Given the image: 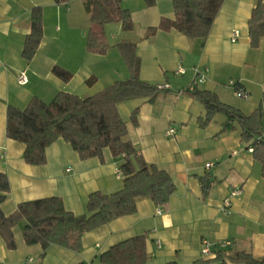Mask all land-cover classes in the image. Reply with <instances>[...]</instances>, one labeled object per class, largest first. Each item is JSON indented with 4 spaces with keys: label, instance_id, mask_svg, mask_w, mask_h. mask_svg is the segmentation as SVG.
Returning a JSON list of instances; mask_svg holds the SVG:
<instances>
[{
    "label": "crops",
    "instance_id": "obj_1",
    "mask_svg": "<svg viewBox=\"0 0 264 264\" xmlns=\"http://www.w3.org/2000/svg\"><path fill=\"white\" fill-rule=\"evenodd\" d=\"M85 1L0 0V172L7 175L11 188L2 210L9 215L20 203L59 197L67 210L84 215L92 192L112 193L123 187L124 176L117 171L125 158L114 156L109 148L102 157L83 159L61 138L47 148L45 164L27 163L25 144L7 136V113L11 106L26 108L33 97L49 103L61 91L93 95L130 77L129 56L139 57L141 79L169 88L152 98H131L115 105L128 123L126 138L147 162L168 171L177 188L165 206L141 198L136 213L85 233L80 251L28 244L23 237L26 221L21 220L14 228L15 249H9L0 234V264H101L103 252L137 235L146 236L150 264L171 260L193 264L203 258L204 239L231 241L223 249L228 255L246 251L263 258L262 165L239 129L223 130L227 120L223 113H217L207 127L201 126L204 104L182 92L209 91L247 115L259 107L264 113V38L253 47L248 28L258 0H225L205 38H191L175 28L147 36L148 29L163 18H175L173 0H154L152 5L147 0H121L135 26L127 31L121 22L107 24L111 48L106 54L86 48L90 22ZM35 6L43 9L44 36L28 61L22 52ZM234 30L240 34L236 41L231 39ZM55 66L72 73L71 79L54 74ZM23 71L28 76L26 84L18 80ZM201 76L204 81H199ZM90 78L94 80L88 83ZM230 80L239 81L249 98L239 97ZM136 109L138 123L134 125L131 116ZM171 127L176 132L170 136ZM208 163L213 166L208 168ZM206 173L215 181L204 198L200 176ZM236 186H242L243 193L232 199L230 212L225 214L220 207Z\"/></svg>",
    "mask_w": 264,
    "mask_h": 264
},
{
    "label": "trees",
    "instance_id": "obj_2",
    "mask_svg": "<svg viewBox=\"0 0 264 264\" xmlns=\"http://www.w3.org/2000/svg\"><path fill=\"white\" fill-rule=\"evenodd\" d=\"M54 1L64 3L69 0ZM224 1L173 0L175 18H163L158 26L148 29L147 36L159 29L175 28L191 38H205ZM147 3L152 5L154 0H147ZM85 7L90 22L86 43L89 52L106 54L111 48L107 24L121 22L124 30L134 29L132 13L122 6L121 0H86ZM31 20L32 28L22 52L28 61L36 55L44 36L41 6L33 7ZM248 28L251 45L259 46L264 38V0H258ZM126 63L130 70L129 78L117 80L93 95L80 96L61 91L49 103L33 97L26 108L9 107L7 136L25 144L24 159L29 164H45L47 148L61 138L69 142L83 159L102 157L105 148H109L114 156L123 155L125 158L120 166L124 176L123 187L112 193L92 192L87 203L88 213L84 215L67 210L59 197L26 201L20 203L13 213L5 214L2 204L11 188L7 175L0 172V234L9 249L16 248L14 228L21 220L26 221L23 237L28 244H41L44 249L54 244L80 251L85 233L136 213L139 199L149 198L158 206L170 202L177 188L175 180L165 169L147 162L126 138L128 123L120 118L115 106L131 98H152L164 89L141 79L138 56L127 57ZM53 72L65 81L72 77V73L59 66H55ZM93 80L90 78L88 83ZM182 92L204 104L206 112L199 118L201 126L207 127L217 113H223L227 117L223 130L241 131L242 140L253 148L254 157L261 163L264 177V140L259 139L264 128L262 107L247 115L209 91L192 88ZM137 112L136 109L131 116L134 125L138 123ZM200 181L203 197L207 198L215 180L206 173L200 176ZM99 259L101 264H150L146 236L137 235L120 241L103 252ZM164 264L179 263L171 260ZM193 264H264V257L258 259L246 251L228 255L221 249L215 257H203Z\"/></svg>",
    "mask_w": 264,
    "mask_h": 264
},
{
    "label": "built area",
    "instance_id": "obj_3",
    "mask_svg": "<svg viewBox=\"0 0 264 264\" xmlns=\"http://www.w3.org/2000/svg\"><path fill=\"white\" fill-rule=\"evenodd\" d=\"M239 35H240L239 32L237 30H234L233 33H232V36H231L232 41H236L239 38ZM179 72L182 73L184 71L182 69H180ZM18 80H19L20 84H26L28 82V76H27L25 71L21 72V74L19 75ZM204 80H205L204 76H201L199 78V81H204ZM229 84L231 86H233L237 90V95L239 97H241L243 99H248L249 98V94L242 89L239 81L230 80ZM159 87L162 88V89H167V88H169V85L168 84H161V85H159ZM263 120H264V116H263ZM175 132H176V129L171 127L167 131V134L171 136ZM259 139H263L264 140V128H263L262 134L259 136ZM249 150L253 151V148L250 147ZM211 166H213V163H208L207 164L208 168H210ZM117 175L118 176H122V172L121 171H117ZM242 193H243V187L242 186H236V187L232 188V190L230 192V195L224 199V201H223V203H222V205L220 207L221 211L223 213H225V214L229 213L231 205H232V199L234 197L240 196ZM158 213L159 214L162 213V209L161 208L158 209ZM157 243L160 246V241L159 240L157 241ZM230 245H231V241H222V242L216 243V242H212V241H210L208 239H204L202 241L201 253H202L203 257L209 258V257H211V256L216 254L217 251H215V250L225 249L226 247H228Z\"/></svg>",
    "mask_w": 264,
    "mask_h": 264
},
{
    "label": "rangeland",
    "instance_id": "obj_4",
    "mask_svg": "<svg viewBox=\"0 0 264 264\" xmlns=\"http://www.w3.org/2000/svg\"><path fill=\"white\" fill-rule=\"evenodd\" d=\"M109 40V39H108Z\"/></svg>",
    "mask_w": 264,
    "mask_h": 264
}]
</instances>
